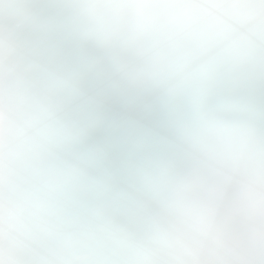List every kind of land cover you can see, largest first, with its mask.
Returning <instances> with one entry per match:
<instances>
[{
  "label": "snow or ice",
  "instance_id": "obj_1",
  "mask_svg": "<svg viewBox=\"0 0 264 264\" xmlns=\"http://www.w3.org/2000/svg\"><path fill=\"white\" fill-rule=\"evenodd\" d=\"M0 264H264V0H0Z\"/></svg>",
  "mask_w": 264,
  "mask_h": 264
}]
</instances>
